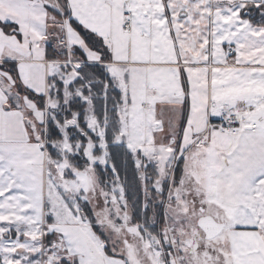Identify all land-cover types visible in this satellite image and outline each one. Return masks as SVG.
Listing matches in <instances>:
<instances>
[{
    "label": "snow or ice",
    "instance_id": "1",
    "mask_svg": "<svg viewBox=\"0 0 264 264\" xmlns=\"http://www.w3.org/2000/svg\"><path fill=\"white\" fill-rule=\"evenodd\" d=\"M0 264H264V0H0Z\"/></svg>",
    "mask_w": 264,
    "mask_h": 264
},
{
    "label": "trees",
    "instance_id": "2",
    "mask_svg": "<svg viewBox=\"0 0 264 264\" xmlns=\"http://www.w3.org/2000/svg\"><path fill=\"white\" fill-rule=\"evenodd\" d=\"M129 174H131V168H129Z\"/></svg>",
    "mask_w": 264,
    "mask_h": 264
}]
</instances>
